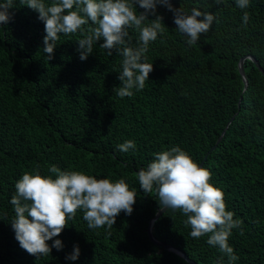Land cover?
I'll return each mask as SVG.
<instances>
[{
	"label": "trees",
	"instance_id": "1",
	"mask_svg": "<svg viewBox=\"0 0 264 264\" xmlns=\"http://www.w3.org/2000/svg\"><path fill=\"white\" fill-rule=\"evenodd\" d=\"M171 2L189 14L192 8L210 12L219 23L188 46L175 29L173 13L158 5L165 31L146 53L153 71L143 90L120 98L114 88L122 83V56L115 50L108 56L99 47L101 39L82 61L77 41L83 36L77 32L61 34L54 58L47 60L38 12L13 0L12 18L0 26V264H188L148 239L146 226L160 207L155 191L144 193L135 175L154 153L177 145L212 173L227 210L243 221L244 235L233 229L229 238L239 257L235 264H264V75L244 59L242 91L237 70L239 58L250 55L264 72V0H250L246 9L235 0ZM136 10L144 11L139 5ZM128 31L136 46L138 34ZM125 140H134L136 149L118 151ZM53 164L98 179L124 178L136 202L132 214L122 211L110 230L88 228L78 210L68 227L47 241L51 246L60 239L62 250L53 248L37 259L15 239L10 200L25 172L39 166L42 175H53L48 172ZM185 219L180 211L166 209L152 221L151 234L198 264H217L222 254L207 244V235L192 238ZM74 246L79 258L66 260Z\"/></svg>",
	"mask_w": 264,
	"mask_h": 264
},
{
	"label": "clouds",
	"instance_id": "2",
	"mask_svg": "<svg viewBox=\"0 0 264 264\" xmlns=\"http://www.w3.org/2000/svg\"><path fill=\"white\" fill-rule=\"evenodd\" d=\"M21 4L38 12V19L44 23L46 35L43 37V53L47 60L54 58V49L60 35L80 32L79 58L84 61L93 52V44L103 39L100 48L112 56L115 50L123 57L122 70L118 79L122 82L114 88L120 98L134 95L133 89L141 91L153 71V63L147 62L146 53L151 42L165 31L163 17L156 15L158 5L173 13L176 31L186 37L188 46L195 45L202 34L210 31L216 16L192 8L186 12L173 6L171 0H52L50 5L44 0H20ZM216 4L223 0H215ZM240 9L250 6V0H235ZM136 5L144 11L137 12ZM13 0L0 3V26L6 25L11 17L9 9ZM155 16V19H149ZM202 17V19H198ZM249 13L244 12L243 25L249 21ZM148 21V23H145ZM91 22L86 32L83 26ZM137 34L136 46H132L128 29ZM118 151L128 153L136 149L134 140H125L118 144ZM42 175L39 166L25 172L15 183V193L10 204L14 209V218L10 221L15 239L28 254L41 256L51 254L53 248L62 250L60 239L50 246L47 241L58 237L68 227V220L74 218L77 211L83 212L88 228L98 229L107 226L110 230L117 216L123 211L131 215L136 202V192L129 190L124 178L115 181L109 178H97L83 171L61 170L51 165ZM144 193H156L160 209L180 211L186 219V228L194 239L208 236L207 244L222 254L217 264H235L239 257L229 244L233 229H240L244 235L243 221L234 219V212L227 210L224 192L211 183L212 173L196 163L180 146H172L154 153V158L135 173ZM29 217L31 219H29ZM80 249L74 246L66 260L79 258Z\"/></svg>",
	"mask_w": 264,
	"mask_h": 264
},
{
	"label": "water",
	"instance_id": "3",
	"mask_svg": "<svg viewBox=\"0 0 264 264\" xmlns=\"http://www.w3.org/2000/svg\"><path fill=\"white\" fill-rule=\"evenodd\" d=\"M244 59H249L253 64L254 66L264 75V72L263 70L259 67L258 63L256 62V60L250 56V55H244L242 57L239 58L238 62H237V70H238V73L239 75L241 76V80H242V83H243V88H242V91L246 88V79H245V75H244V71H243V67H242V64H243V60ZM239 99V98H238ZM239 101V100H238ZM238 101H237V104H238ZM232 119V116L228 119L226 125L224 126L223 130L220 132L219 136L217 137L216 139V142L220 139V137L222 136L223 134V131L224 129L226 128L227 124L231 121ZM214 145L211 146L210 149H212ZM203 160V159H202ZM199 165H201V162L199 163ZM166 209H160L158 208L153 217L149 220L147 226H146V234H147V237L148 239L156 246L158 247H161L162 249H165L167 251H171L173 253H175L176 255L180 256L181 258H183L188 264H198L196 262H194L193 260L189 259L181 250L179 249H176L174 247H172L171 245L169 244H165V243H162L158 240H156L152 234H151V224H152V221L159 216L160 213H162L163 211H165Z\"/></svg>",
	"mask_w": 264,
	"mask_h": 264
}]
</instances>
